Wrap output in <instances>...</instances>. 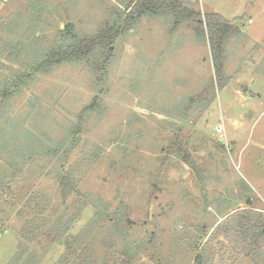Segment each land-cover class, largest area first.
Wrapping results in <instances>:
<instances>
[{"label":"rangeland","instance_id":"374dc122","mask_svg":"<svg viewBox=\"0 0 264 264\" xmlns=\"http://www.w3.org/2000/svg\"><path fill=\"white\" fill-rule=\"evenodd\" d=\"M178 1L242 17L221 82L186 15L147 12L42 67L65 25L95 35L130 0H0V264H57L75 235L94 264H264V231L216 227L241 209L264 223V0Z\"/></svg>","mask_w":264,"mask_h":264},{"label":"trees","instance_id":"16d2710c","mask_svg":"<svg viewBox=\"0 0 264 264\" xmlns=\"http://www.w3.org/2000/svg\"><path fill=\"white\" fill-rule=\"evenodd\" d=\"M120 5H118V10L120 11V13L117 16L115 22L109 23V21H107L103 28L95 35L78 37L72 31V26L70 24L65 25L64 29H62L63 35L61 39L71 42H69L68 44L61 43L57 47H52L47 53H45L44 58L41 62L42 67L53 66L61 62H68L74 59L85 57L97 47L106 49L110 44H113L115 42L119 34L128 25L135 22L143 14L147 12H159L163 10L166 12L175 13L179 19L186 15V17L191 21L193 29L197 34L201 36H204V34L207 35L208 41L211 45L213 67L216 77L220 82L221 79L223 80V50L221 48H218L217 46L218 44H223L226 36L229 33L239 30L236 25V21L240 20V18L242 17H236L230 20L219 13L212 12L207 13L205 15V18L202 19L198 11L183 8L178 0H130L129 4L125 8H121ZM104 61L102 65L103 68L105 66ZM222 84L223 82L220 83V86H222ZM66 180V178H63L62 183ZM3 193L4 189L2 186L0 187V202L2 198H4L3 200H5L6 202L5 197H3ZM241 210L243 212L242 215L236 216L235 213L238 211L236 210L233 213L227 215L226 218L218 222L216 224L217 230L224 233L230 231V233L234 234L237 231L241 236L245 238L247 235H250L253 242L256 243L257 239L264 231V223L260 217L261 214L257 213L258 216L254 218V220L250 219L249 221L248 216H250L251 213H256V211H254L253 209ZM52 232L53 231H50L48 233ZM70 239H72L73 244L78 243L80 241V235L72 236ZM70 239L66 241L68 250L70 249L68 255H63L59 263L57 264H65V259L69 257H74L72 264H78V259H83L84 264H94V262L90 260V257L86 256L88 255L87 249H89V244H84V249H81V251H79L78 248H75L73 250L71 247L72 245H69L68 243L70 242ZM125 254L126 252L121 253V255ZM84 257H86L87 259H85ZM124 260L125 259H122V264H125L126 260L125 262ZM199 260H201V257L198 254L196 255L195 263H199ZM103 263L107 264V262ZM25 264H28V262Z\"/></svg>","mask_w":264,"mask_h":264},{"label":"built area","instance_id":"2783aa9c","mask_svg":"<svg viewBox=\"0 0 264 264\" xmlns=\"http://www.w3.org/2000/svg\"><path fill=\"white\" fill-rule=\"evenodd\" d=\"M215 131H216L219 135H223V134L225 133L223 126H220V125L215 126Z\"/></svg>","mask_w":264,"mask_h":264}]
</instances>
